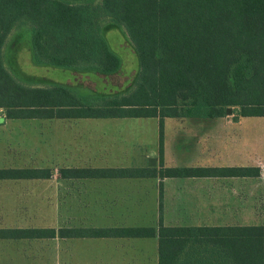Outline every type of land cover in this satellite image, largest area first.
Here are the masks:
<instances>
[{"label": "trees", "instance_id": "obj_1", "mask_svg": "<svg viewBox=\"0 0 264 264\" xmlns=\"http://www.w3.org/2000/svg\"><path fill=\"white\" fill-rule=\"evenodd\" d=\"M109 19L125 30L138 69L126 94L85 96L65 84L28 86L4 66L2 49L18 25L36 65L110 76L121 61L101 33ZM232 108L264 117V0H0V123L4 120L214 119ZM155 168H62L61 178H147ZM47 168L0 169V180L50 178ZM256 177L255 167L160 169V177ZM146 238L158 264H263V228H40L0 236Z\"/></svg>", "mask_w": 264, "mask_h": 264}, {"label": "crops", "instance_id": "obj_2", "mask_svg": "<svg viewBox=\"0 0 264 264\" xmlns=\"http://www.w3.org/2000/svg\"><path fill=\"white\" fill-rule=\"evenodd\" d=\"M72 72V71H70ZM79 92V91H78ZM147 120L157 118H125ZM166 119H173L170 123ZM165 118L162 145L152 134V150L136 153L137 142L146 141L137 126L121 119L27 120L60 121L51 138L64 141L63 158L51 167L3 166L0 169L50 170V178L64 184L55 193V209L63 210L64 226L39 227L34 220L39 203L38 189H3L2 186L39 179L0 180V230L40 228H215L260 226L264 231V139L257 144L256 161L250 163L246 124L241 122L183 121ZM216 119V118H214ZM104 120V121H95ZM202 120V119H201ZM206 120V119H204ZM0 123V128L30 126L29 123ZM24 124V125H22ZM15 128V127H10ZM141 128H139L141 130ZM223 131L218 137L217 131ZM264 130V125H263ZM156 139V141L154 140ZM135 143L134 147L130 143ZM62 143V142H61ZM8 149L0 152V163L12 160ZM35 154V150L32 151ZM35 158L33 155L32 159ZM154 158L156 165L147 166ZM56 160V158H55ZM2 161V162H1ZM155 168V177L65 179L62 168ZM255 167L256 177L202 176L160 177V169ZM259 185L250 199L253 182ZM86 185L96 189H84ZM73 186L72 189H69ZM37 195V196H36ZM63 213L59 212L62 216ZM42 246L48 248V264H158L157 236L146 238H54L0 236V264H42ZM264 264V235H263Z\"/></svg>", "mask_w": 264, "mask_h": 264}, {"label": "rangeland", "instance_id": "obj_3", "mask_svg": "<svg viewBox=\"0 0 264 264\" xmlns=\"http://www.w3.org/2000/svg\"><path fill=\"white\" fill-rule=\"evenodd\" d=\"M73 3H78L84 0H69ZM94 4H98L99 0H93ZM101 33L104 36L106 43L110 50L118 56L121 61L120 70L110 76L92 73L70 72L59 68L36 65L32 62L31 54L28 48V30L25 25L16 26L6 38L2 49V57L4 66L7 71L18 80L20 83L28 86H51L54 84H65L76 91H79L85 96L109 95V94H126L128 93L134 83L135 75L138 69V61L131 42L126 36L125 30L122 27L116 26L109 19L103 18L100 22ZM238 110L232 112V115L238 116L235 122H241L247 126V134L249 138L250 149V163H257V144L264 139V117H250L244 118L237 114ZM0 117L2 114L0 113ZM179 120V119H178ZM104 121V120H95ZM118 122L127 123H146L147 126H137V132H142L145 140L142 143L137 142L136 151L130 149L132 152L143 153L145 150H152L158 156V151L155 147L150 145L152 134L154 138L158 132L156 119L134 120L121 119L115 120ZM175 121L173 119H166L165 122ZM183 121H195L184 119ZM200 121L209 122H231L232 116L224 115L216 119H202ZM10 123H29L30 126H9L7 128H0V152L8 149V155L12 160L2 162L3 166H35V167H51L53 170L55 164L59 163V158H63L64 141H56L51 138L52 134L58 133L55 123L60 121H27V120H8ZM24 125V124H22ZM15 127V128H10ZM141 128V130L139 129ZM219 134L223 131H217ZM156 141V139H154ZM131 147L135 143H130ZM35 150V154L32 151ZM33 155L35 158L32 159ZM56 158V160H55ZM148 161V160H147ZM147 163V162H146ZM3 189H38L39 203L36 204L38 214L34 220L36 226L39 227H55L64 226V212L65 209H55V199L60 198L61 195L56 194L55 190L64 189V184L59 183L57 179L47 181H33L18 184H9V186H2ZM70 186L69 189H72ZM96 186L86 185L84 189H96ZM259 185L256 182L251 183L249 189L250 199H255ZM260 190V189H259ZM37 196V195H36ZM59 212L63 213L62 216ZM48 248L42 246V264H48Z\"/></svg>", "mask_w": 264, "mask_h": 264}, {"label": "water", "instance_id": "obj_4", "mask_svg": "<svg viewBox=\"0 0 264 264\" xmlns=\"http://www.w3.org/2000/svg\"><path fill=\"white\" fill-rule=\"evenodd\" d=\"M225 115L232 116V121H237L238 116L232 115V108H226ZM156 165V160L154 158H149L147 161L148 167H154Z\"/></svg>", "mask_w": 264, "mask_h": 264}]
</instances>
